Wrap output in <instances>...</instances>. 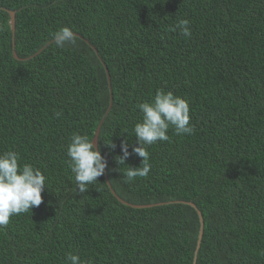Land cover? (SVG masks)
<instances>
[{"label": "trees", "instance_id": "obj_1", "mask_svg": "<svg viewBox=\"0 0 264 264\" xmlns=\"http://www.w3.org/2000/svg\"><path fill=\"white\" fill-rule=\"evenodd\" d=\"M62 26L77 41L60 49L52 34ZM158 89L189 102L194 131L170 127L168 141L147 146L148 177L125 183L142 158L115 157L122 141L130 153L138 146L137 105ZM100 121L112 189L151 206L120 203L104 175L77 190L67 146L73 133L91 139ZM4 151L39 168L46 187L38 207L0 228V264H70L69 253L92 264H193L199 219L188 202L204 222L195 264H264V0H0Z\"/></svg>", "mask_w": 264, "mask_h": 264}, {"label": "clouds", "instance_id": "obj_2", "mask_svg": "<svg viewBox=\"0 0 264 264\" xmlns=\"http://www.w3.org/2000/svg\"><path fill=\"white\" fill-rule=\"evenodd\" d=\"M189 25V19H181L176 27L182 36L191 37ZM52 36L55 46L60 49L66 45H75L77 41L76 34L69 26L60 27ZM137 107L142 113V119L133 128L138 146L133 145L130 153L129 145L122 141V155L115 157V162L122 166L127 165L125 161L132 154L142 158L138 167L127 165L122 172L125 183H130L137 177H148L152 165L147 146L157 141H168L170 138L167 132L170 127L177 135H191L194 131L190 124L189 102L172 91L158 89L151 101L141 102ZM106 144L115 147L111 140ZM67 156L80 193H85L98 177L106 173L108 162L102 156L99 146H94L88 135L73 133L67 146ZM19 161L20 155L15 151L0 152V228L9 224L10 217L26 213L43 202L41 193L46 187L45 175L39 168L28 163L21 165ZM66 260L70 264H92L91 260H82L79 254L74 253H69Z\"/></svg>", "mask_w": 264, "mask_h": 264}, {"label": "water", "instance_id": "obj_3", "mask_svg": "<svg viewBox=\"0 0 264 264\" xmlns=\"http://www.w3.org/2000/svg\"><path fill=\"white\" fill-rule=\"evenodd\" d=\"M8 15H9V25H10V28H11V33L13 34L12 38L14 39V29H15V12L14 11H11L9 10L8 11ZM86 42H88L87 40H85ZM92 46V45H91ZM92 48L97 52L96 48L94 46H92ZM12 56L16 59H19L18 55L16 54V51H15V43L12 42ZM104 70L106 72V76H107V80H108V83L110 82V77H109V74H108V69L106 67V65H104ZM111 104H112V93H111V89H110V85H109V103H108V106H107V111L111 108ZM101 122L100 121L98 123V125L96 126L95 130H94V133H93V136H92V142L94 144V146L98 145V135H99V131H100V125H101ZM104 179H105V183L107 185V187L109 188V191L111 192V194L122 204L124 205H127V206H130V207H133V208H144V207H148V206H151L149 204L147 205H136V204H131L127 201H125L124 199H122L120 196H118L115 191L112 189L109 181H108V178L106 177V173H104ZM190 205H192L196 211H197V214H198V219H199V231H198V239H197V243H196V249L194 250V261H193V264H195V258H196V253H197V249L199 247V244H200V239H201V236H202V232H203V217H202V214L201 212L195 207L194 203H190L188 202Z\"/></svg>", "mask_w": 264, "mask_h": 264}]
</instances>
